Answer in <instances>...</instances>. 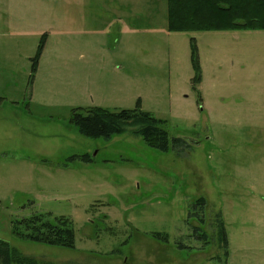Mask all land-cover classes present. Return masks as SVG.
Segmentation results:
<instances>
[{"label":"rangeland","instance_id":"obj_1","mask_svg":"<svg viewBox=\"0 0 264 264\" xmlns=\"http://www.w3.org/2000/svg\"><path fill=\"white\" fill-rule=\"evenodd\" d=\"M138 103L187 145L72 123ZM39 214L75 249L14 235ZM0 240L42 264H264V31L171 33L167 0H0Z\"/></svg>","mask_w":264,"mask_h":264},{"label":"trees","instance_id":"obj_2","mask_svg":"<svg viewBox=\"0 0 264 264\" xmlns=\"http://www.w3.org/2000/svg\"><path fill=\"white\" fill-rule=\"evenodd\" d=\"M168 31L171 33L264 31V0H167ZM46 35L41 39L38 55L34 59L33 69L37 71L42 55ZM195 39H192V42ZM192 64L196 76L193 79L195 89L202 81V72L198 59V50L193 43ZM72 123L79 133L87 138L110 140L115 136L133 133L141 137L146 145L161 152H168L173 144L180 149L187 143L179 138L170 139L165 122L140 109L111 112L101 108L82 113L73 111ZM14 235L24 241L75 249L76 240L73 223L67 218H51L50 215H34L13 223ZM224 235V233L222 232ZM156 240L167 241L162 234H152ZM226 238L223 239V241ZM227 242L225 243V245ZM0 264H42L28 257L0 240ZM54 264V263H44Z\"/></svg>","mask_w":264,"mask_h":264}]
</instances>
